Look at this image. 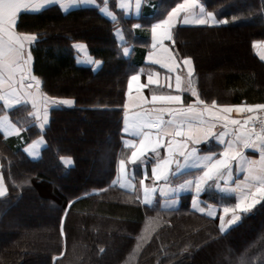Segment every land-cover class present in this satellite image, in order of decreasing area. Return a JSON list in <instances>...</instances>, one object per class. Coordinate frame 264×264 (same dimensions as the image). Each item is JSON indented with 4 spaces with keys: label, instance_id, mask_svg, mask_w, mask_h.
<instances>
[{
    "label": "trees",
    "instance_id": "1",
    "mask_svg": "<svg viewBox=\"0 0 264 264\" xmlns=\"http://www.w3.org/2000/svg\"><path fill=\"white\" fill-rule=\"evenodd\" d=\"M183 1L144 0L138 20L124 18L116 0L106 5L115 18L98 8L65 13L59 6L20 15L17 32L37 37L30 52L42 93L74 104H55L44 129L35 123L30 105H0V116L7 114L22 130L12 138L0 133L1 177L7 189L0 197V237L8 239L0 244V264H264V202L222 233L220 218L194 210L190 197H184L178 209L166 208L161 201L147 207L136 192L114 186L124 152L128 80L147 52L136 40L147 39L153 21ZM199 1L218 19L229 21L211 31L234 34L252 61L251 45L264 42V0ZM139 21L149 23L146 35L133 29ZM186 29L174 30L175 43L190 38ZM79 45L101 61L98 69L81 63ZM127 46L134 49L130 57L124 55ZM224 76L235 103L262 98L264 86L250 67ZM205 82L208 90V79ZM83 115L90 121L83 123ZM39 138L45 145L40 158L32 160L24 149ZM64 157L72 159L71 167L63 163ZM90 158L98 160L91 170ZM209 195L202 197L205 206L213 204L210 201L219 206L216 196L212 200ZM40 203L53 215L51 223L45 213L39 224L19 220L28 219Z\"/></svg>",
    "mask_w": 264,
    "mask_h": 264
},
{
    "label": "snow or ice",
    "instance_id": "2",
    "mask_svg": "<svg viewBox=\"0 0 264 264\" xmlns=\"http://www.w3.org/2000/svg\"><path fill=\"white\" fill-rule=\"evenodd\" d=\"M78 0H72V3H77ZM87 2V0H86ZM108 0H105L107 4ZM58 4L62 9L65 8L62 0H41V5ZM198 6V0H185V3L177 4L168 14L167 19L153 24L151 27L152 33V47L156 48L160 45L163 48L164 40H172L170 29L173 27V22L179 17L180 13L184 12L183 23L188 24L187 12L190 8ZM117 7L125 9L129 7L124 0H117ZM141 7V0H136V8ZM201 15L196 18L193 23L197 25L217 26L226 25L229 23L228 19H218L217 15L212 11H206L203 4H199ZM39 6L33 0H0V80H7L8 91L4 95H0V100H3L7 106L12 102L13 98L17 97L21 89L31 90L35 88L37 91L33 94L31 91L25 93L31 98L33 108L37 107L38 103L44 105L45 122H47V108L49 102L51 104L72 105L73 100L65 99L57 101L54 98L45 96L40 92V80L32 74L29 68V62L33 57L31 52L27 50L37 37L32 34H25L16 31L18 16L22 12L38 11ZM66 10V9H65ZM109 15H112L109 13ZM115 18V17H113ZM133 29L140 28V24H133ZM264 47V42H253V48ZM83 47L82 45L80 46ZM164 52H168L167 48H163ZM128 48L124 49V54L127 55ZM171 63H164L163 66L168 68L169 72L175 70V60L168 58ZM264 60V55L260 56ZM93 63L99 65L101 61L96 60ZM156 63H160L157 60ZM183 65L187 68V75L189 78L193 77L194 68L191 58H185ZM141 77L138 74H133L128 80V96L132 99L133 86L135 85L136 103L141 106L146 97L141 95L142 89L145 87L140 82ZM25 81H28L25 83ZM148 82L153 83L152 75L148 76ZM191 83V81H190ZM20 87L17 88L16 86ZM177 90L181 89V78L176 77ZM191 96L195 97L192 102H185L179 94L172 95H156L151 96L150 103L156 105L160 102L165 105L178 106H164L153 108L151 110H142L136 112L132 118H125V126L123 131L134 136L140 137L139 142L129 140L126 141V146L134 149L131 152V161L136 162L138 157L144 156L146 152L151 151L155 159V164L151 170V177L153 181L168 180L169 174L175 175L184 167H193L200 169V173L195 180V192L199 195L205 185L209 182L216 183L221 179H226L225 183L233 179V162L236 164V171L243 172V179L235 180V188L231 191L238 193L237 202L231 207H224L223 213L227 215L231 213V219L225 221L224 216L220 217L219 228L223 233L228 225H232L241 219L239 213H247L257 204L264 202V129L261 133H255L254 129L247 127L249 121L253 120L252 116L245 120L232 119L228 114L235 111L236 113L253 112L255 110H264V104L241 106H223L218 107L215 101L211 105L205 103L201 99L200 94L194 87H190ZM19 103V99H15ZM168 117L167 119L165 117ZM219 124L224 131L214 133L213 129ZM231 127V132L229 128ZM155 129V132L152 130ZM232 135L234 138L225 140V137ZM215 136L217 142L221 145H226L224 150L217 158L216 154L207 156H198V149L190 147V145H199L202 141L207 142L209 137ZM165 137L169 139L165 140ZM254 137V138H253ZM243 148H252L259 152V160L249 159L240 150L239 146ZM166 148L167 155L161 156L159 150ZM177 157H183V163ZM120 171L122 175L125 174V161L120 162ZM175 163V172H172L171 166ZM143 186L144 181L141 180ZM192 183V182H189ZM124 185L122 184L121 187ZM216 187H220L216 183ZM228 191V189H221ZM155 191V188L149 189L144 187V202H149V193ZM6 189L3 186L2 178H0V197L4 196ZM195 197L193 200L195 201ZM201 212L205 209L201 208ZM208 216L215 215L214 212L208 211ZM63 234V227L61 228ZM103 251V249H101Z\"/></svg>",
    "mask_w": 264,
    "mask_h": 264
},
{
    "label": "crops",
    "instance_id": "3",
    "mask_svg": "<svg viewBox=\"0 0 264 264\" xmlns=\"http://www.w3.org/2000/svg\"><path fill=\"white\" fill-rule=\"evenodd\" d=\"M33 2L39 6L38 11H29L30 13H37L42 11L43 9L50 7V6H59L58 4H47V5H41V0H33ZM124 2H127L129 4L128 8L121 9L117 7V9L122 13L124 18L129 19H140V17L144 13V0H141V7L139 10L136 8V0H124ZM62 3L64 4L65 8L62 9L60 6L59 8L67 13L75 9H80V8H98L102 11V13L106 16H109L111 18L112 15H109L111 11L108 9L106 6L108 4H105V0H78L77 3L73 4L72 0H62ZM185 3V0L182 2ZM199 4H202L198 0V6L195 8H190L187 12V18L189 20L188 24H184L183 20L185 17V13L182 12L180 13L179 17L173 22V27L170 29V32L172 34V40H164L163 43V48H167L168 52H164L163 48L160 45H157L156 48L152 47L153 41H152V33H151V27L153 24H157L162 20L167 19V16H163L161 18H158L153 21V24L150 26V34H148L147 39H141L139 38L136 40L138 43V47L146 48L147 52L145 53L144 57L141 59L140 62H142L141 66L139 67V70L136 72V74L140 75L141 80L140 82L145 85V87L141 91V95L146 97V101L141 105L137 106L136 103V91H135V85L133 86V91H132V99H129L128 93L126 97V101L124 104V116H123V129H124V122L125 118H132V116L139 111L142 110H151L153 108H159V107H164V106H178V105H165L160 102H157L156 105H153L150 103L151 101V96L153 94L156 95H176L179 94L182 96V100L185 102H192L195 100V97L191 96V92L189 91L190 87H194L197 92L200 94L201 99L205 101V103L211 105L212 101L216 102V105L218 107H223V106H241V107H246L248 105H255V104H264V94L262 98L258 99L256 98L255 100H249V99H242L241 101L234 102L233 97L230 96V91H229V85L227 86V76H224L222 78V88H217L214 86V81L209 80V78H213L214 75L212 73H209L208 78H204L203 72H202V65H200V60L197 55H195L189 48V42L188 40L186 41H180L179 43L174 42V30L177 29L178 27H186V31L188 32L187 34H193V33H206V34H211L214 33L211 30H215L216 27H220L221 25L217 26H206V25H197L193 23L196 18H198L201 15ZM116 5H117V0H116ZM205 7V6H204ZM66 9V10H65ZM151 10V9H150ZM148 10V12H150ZM207 11V9L205 8ZM26 13L22 12L21 14ZM20 14V15H21ZM112 14V13H111ZM18 16V20L19 17ZM18 23V21H17ZM136 24H140L141 27L137 28L136 30L140 31L142 34H144V29H147L149 27L148 22L142 23L141 21L137 22ZM16 31H17V26H16ZM116 34L118 35L117 38L122 43L124 41V38L122 36V29L120 27H117L116 29ZM33 35V34H32ZM146 35V33L144 34ZM36 36V35H35ZM35 42V41H34ZM33 42V43H34ZM254 42H263V41H254ZM32 43V44H33ZM27 46V50L30 51V47L32 46ZM79 45L77 47V50L80 54V61L84 65H90L94 66V69H98L99 65L93 63L95 61L90 55L88 50L84 45L83 47H80ZM126 48L129 49V52L126 57H130L133 53V47L132 46H127ZM250 54L254 59L252 62L259 67L260 69H263L264 71V60L260 59L261 55H264V47H256L253 48V44L251 45L250 48ZM171 57L172 60H175L176 65L178 67L175 68L174 71L169 72L168 68L164 67V63H171L172 61L169 60L168 58ZM185 58H191L193 62V68H194V73L193 77L189 78L187 75V68L183 65V60ZM157 60H160V63H156ZM29 68L30 71L33 73V59L32 61L29 62ZM152 75L153 77V83L148 82V76ZM180 76L181 78V89L177 90L175 85H176V77ZM215 77V76H214ZM208 79L209 85L208 90L206 87V82L204 81ZM215 79V78H214ZM213 79V80H214ZM191 81V83H190ZM220 81V82H221ZM28 81H25L27 83ZM41 84V83H40ZM259 85L264 86V75H261L259 78ZM17 88L20 86L17 85ZM259 89V88H257ZM7 87V80L3 79L0 80V95H4L8 91ZM28 91H31L33 94L36 93V89L33 88L31 90L28 89H21L18 92L17 97L13 98L12 102H10L7 106L5 105L3 100H0V105L3 104L6 109H11L14 108L18 105L21 104H28L32 107V113L35 119V123L38 124L39 127L42 129L46 128L50 122V110L55 104H51L49 102L48 108H47V122H45L44 116H45V110H44V105L42 103H38L36 108H33L32 106V101L29 96H27L25 93ZM40 92L41 86L39 89ZM15 99H19V103L15 102ZM74 104V103H73ZM72 105H63V106H73ZM62 104L56 103V106H59ZM259 111H264V110H255L251 113L249 112H242V113H236L233 111L232 113H229L228 115L232 119H239V120H245L247 117L254 116L256 115L257 112ZM166 119L168 118L167 116L165 117ZM248 128L254 129L255 133L259 134L261 133L259 129L256 127L254 124L253 120L249 121V124L247 125ZM122 129L124 138H123V157L121 160L125 161V174L122 175L120 171V164L118 166V172L116 179L114 181V186H119L125 191H131V192H136L139 196L140 201L144 206L147 207H152L155 205L157 201H161L164 204V207L169 208V209H178L182 204H183V198L184 197H190V206L196 210L200 211L201 208H204L205 211L203 213L207 214L208 211H212L215 213L213 217H221L224 216L225 221L230 220L232 214L228 213L225 215L223 213V208L224 207H231L233 206L237 200L238 193L235 191H231V189L235 188V180L236 179H243L244 173L243 172H237L236 171V164L233 162V179L231 181H228L225 183L226 179V173H225V179H221L217 181L220 185V187H216V183L209 182V185H205L203 191L197 195L195 192V180L197 179L200 169L198 168H193V167H184L182 168L179 172H175L176 165L175 163L171 166L172 172H175V175H172L171 173L169 174L168 180H159V181H153L151 177V170L152 167L155 164V159L153 157V154L151 151H148L145 153L144 156L138 157L135 163L131 161V152L134 150L130 147L126 146V141L133 140L136 141L137 143L139 142L140 137L134 136L130 133H125ZM231 127L229 128V132H231ZM155 132V129L152 130ZM224 131V129L217 124L216 128L213 129L214 133H220ZM0 133L5 137V138H12V137H18L21 133L22 130L19 129L15 124L12 123V121L9 119L8 115L5 114L3 116H0ZM234 137L232 135H229L225 137V140L233 139ZM254 138V137H253ZM169 139V137H165V140ZM35 144H38V147H35ZM45 142L42 138L34 140L32 143H30L24 150L26 154L32 159V160H37V158L41 156V151L42 148L44 147ZM190 147H196L198 149V156H207V155H212L216 154L217 158H219V154L224 150L226 145H221L217 142L215 136L209 137V140L207 142L202 141L201 144L199 145H190ZM240 150L243 151L244 155L248 157L249 159H254V160H259L260 154L257 150L252 149V148H243L242 145L239 146ZM160 155L166 156L167 151L166 148H161L159 150ZM38 158V159H39ZM177 159L180 160L181 163H183V157H177ZM63 163L67 167H71L73 165V161L71 158L64 157L62 158ZM0 170H1V159H0ZM1 174V173H0ZM2 178V177H1ZM141 180L144 181L143 186L141 185ZM3 181V180H2ZM192 182V183H189ZM124 185L121 187V185ZM3 186L6 189L4 182ZM144 187H148L149 189L155 188V191H152L149 193V202L146 204L144 202ZM228 189V191H222L221 189ZM7 192V189H6ZM206 192H209V199H215L213 195L216 196L217 203L219 206L216 205L215 202L210 201L207 206L206 204L203 203L202 197H204V194ZM6 194V193H5ZM193 197H195V201L193 200ZM215 203V204H214ZM201 212V211H200ZM240 216L243 214V212L239 213ZM231 225H228L226 228H229Z\"/></svg>",
    "mask_w": 264,
    "mask_h": 264
},
{
    "label": "rangeland",
    "instance_id": "4",
    "mask_svg": "<svg viewBox=\"0 0 264 264\" xmlns=\"http://www.w3.org/2000/svg\"><path fill=\"white\" fill-rule=\"evenodd\" d=\"M60 32L62 33L64 31L61 30ZM235 39L236 37L234 34L219 35L216 33H193L191 34L190 38H188L190 50L198 56L201 62L200 65H202L204 78H208L209 73H212V75L216 76H213V78H209V80L211 79V81H214V86L216 87V89L222 88L221 86H223V84L221 80L224 77L225 73L233 74L235 71L246 69V66L256 71L259 76L264 75V71L262 69V71L259 70L257 66L250 60V55L246 51L245 44L241 41H236ZM234 51L238 52L239 54H234ZM228 84L229 82L227 81V86ZM82 117L83 123L85 122V120L90 121L89 117L84 115ZM38 146V144H35V147ZM97 161L98 160L96 158H90V170L94 168ZM44 204L45 203H40V208H34L35 210H33L31 213H28V219L22 217L19 220H29L31 222L33 221L38 223L45 213V211L42 210ZM47 214L45 213V219L47 222L51 223L53 220V215L49 213ZM7 241L8 239L0 237V244ZM215 262L216 261H214V263Z\"/></svg>",
    "mask_w": 264,
    "mask_h": 264
},
{
    "label": "built area",
    "instance_id": "5",
    "mask_svg": "<svg viewBox=\"0 0 264 264\" xmlns=\"http://www.w3.org/2000/svg\"><path fill=\"white\" fill-rule=\"evenodd\" d=\"M253 122L261 132L262 129H264V111L257 112L254 116Z\"/></svg>",
    "mask_w": 264,
    "mask_h": 264
}]
</instances>
